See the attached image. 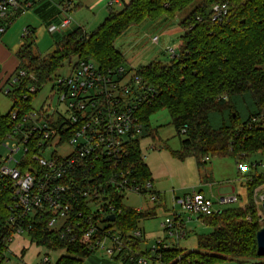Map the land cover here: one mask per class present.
<instances>
[{
	"label": "trees",
	"instance_id": "16d2710c",
	"mask_svg": "<svg viewBox=\"0 0 264 264\" xmlns=\"http://www.w3.org/2000/svg\"><path fill=\"white\" fill-rule=\"evenodd\" d=\"M196 2L195 8L179 23L182 30L179 57L153 61L136 70L143 84L155 90L154 97L136 111L141 125L140 138L154 140L148 118L164 109L180 142V152L173 153L175 159L193 157L200 167L210 158L230 157L236 164L243 162L251 166L256 155H264L261 124L264 119V0H131L118 11L109 10L90 34L81 29L68 33L46 56L32 53L34 38L26 28L27 35L22 37L16 53L18 66L4 84L11 106L6 114L0 113V140L11 128V113L23 117L33 111L32 99L51 83L63 64L69 65L74 59L93 61L102 69L116 70L123 60L114 43L130 27L161 18L174 20L178 13ZM216 4H226L227 13L212 20L211 9ZM19 72L24 76L20 77ZM30 87L35 88L33 94L28 92ZM246 100L250 103L246 105L247 119L243 122L235 101L245 103ZM213 115L222 118L217 128L210 122ZM252 119L259 122L253 123ZM126 148L127 165L135 180L142 187L146 183L152 185L139 142H129ZM245 179L247 203L243 207L199 216L211 233L197 237L196 250L185 252L176 246L163 248L160 244L151 259L161 264H264V256L257 254L256 234L262 226L254 203V190L264 185V174L251 169ZM10 193V188L0 183V264L5 262L8 246L5 240L13 235L8 225ZM146 193L141 191V197ZM114 204L120 213L108 228L122 235L139 230V222L154 217L156 208L165 210L158 193L156 206L141 212L121 204L120 196H114ZM45 217L31 219L27 236L36 246L64 250L65 255L56 264H80L92 253L84 241L74 245L59 241L57 234L48 230V217ZM127 239H131L130 252L149 257L147 249L141 251V240L125 236L126 244ZM121 260L129 264L127 257Z\"/></svg>",
	"mask_w": 264,
	"mask_h": 264
},
{
	"label": "built area",
	"instance_id": "2783aa9c",
	"mask_svg": "<svg viewBox=\"0 0 264 264\" xmlns=\"http://www.w3.org/2000/svg\"><path fill=\"white\" fill-rule=\"evenodd\" d=\"M30 7L28 0H0V35L11 26L16 15ZM66 11L67 8L60 29L71 24ZM211 11L212 20H217L226 15L227 6L216 4ZM26 35L25 29L23 36ZM157 41V37L150 39L152 44ZM166 54L169 59L179 57V52L172 48ZM19 76L24 73L19 72ZM51 83L54 84L50 99L55 98L60 109H53L49 103L23 117L11 113V128L0 140V149L7 151L0 156V183L11 191L8 225L13 229L12 236L27 235L32 218L47 216L48 230L55 232L64 244L84 241L90 252L100 250L110 257H127L129 263L147 264L158 246L166 245L161 241L152 244L147 249L150 258L132 253L131 239L126 244L125 236L142 241L141 230L122 235L108 228L114 221L106 218H115L120 213L114 196H120L124 205L126 194L139 198L141 191H147L143 198L152 204L157 202L153 185L146 183L142 187L133 177L127 165L126 148V144L136 140L140 146L141 125L136 111L154 97L155 90L145 86L136 71L124 70L122 66L105 70L93 61L84 60H75L66 77L55 76ZM28 92L33 94L35 88L30 87ZM17 154L21 158L14 161ZM236 166L238 171H250L259 164L249 166L239 162ZM258 191L254 192V203L260 205L264 197H258ZM237 200L236 195L212 201L201 193H191L174 198L173 208L178 207L186 215L209 216L220 213L218 207ZM180 218L173 211L161 224L166 236L175 242L186 235ZM12 236L5 240L7 244ZM43 263H48L47 257Z\"/></svg>",
	"mask_w": 264,
	"mask_h": 264
},
{
	"label": "rangeland",
	"instance_id": "374dc122",
	"mask_svg": "<svg viewBox=\"0 0 264 264\" xmlns=\"http://www.w3.org/2000/svg\"><path fill=\"white\" fill-rule=\"evenodd\" d=\"M197 3L198 2L190 5L189 7L178 13L173 23L179 24L189 15V13L195 8ZM17 20L13 25H11L9 30L13 29V26L17 23ZM154 24L157 25V22H154ZM32 27L37 28L36 25H33ZM140 28L138 27L137 30L139 31V33L136 36V41L137 43H139L138 46L130 47L128 43L132 40L133 37L130 36L131 39L128 42L127 39L124 38L127 34H124L123 37L118 38L114 43V48L118 51L121 50V56L123 60L122 67L124 68V70L136 71L137 69L144 67L155 60L152 58L156 54L157 45H152L149 42L151 39L150 35L152 33L149 32L147 35V32H145L147 29L141 31L142 28ZM43 31L44 28H41V30H39L38 33L35 34V45L34 47H32L31 51L36 56H46L54 50L52 40L49 38L47 33L46 36H44V34L42 35ZM131 34L132 33L128 35ZM128 35L126 37H128ZM22 36L23 29H21L19 40H21ZM169 38L165 42L166 44H164V47H171L178 50L179 37H171V41H169ZM164 58L162 57L161 60L167 61L169 59L167 54ZM74 62L75 60H72L70 65L63 64V67L58 71L56 76L66 77L70 72L71 66L74 64ZM3 71L4 69L0 67V76L3 74ZM53 84L54 83H49L44 86V88L32 99L31 106L34 110L40 109L44 104L49 105V103L51 104L53 109L55 107H58L60 109V107L56 105V99H50V89ZM2 85L0 86V113L6 114L10 109L11 101L5 94L7 87H5V85ZM2 87L4 88L2 89ZM249 103L250 102L248 100H246L245 103L235 101V108L238 112V116L243 122L247 119L246 105L248 106ZM224 117L226 118V115H224ZM210 122L214 128H217L220 126L222 118L220 116L213 115L210 117ZM148 128L152 130L154 134V140L150 137L140 140V149L142 150V154L144 157L143 162L147 167L149 173L151 174L152 172L155 188L159 192L165 194L166 208L168 209V212L163 208H158V210L156 208L154 217L141 220L139 222V228L144 232L141 244V249L143 251L149 249L151 245L156 241H161L160 238H164V231L161 228V224L166 217H169L173 213L172 206L174 199L172 200L171 197L181 196L184 193L191 191L192 187H198L200 183L202 184V179L205 176H207L209 178L208 181L211 182L212 190H210L209 187H206L205 190L209 194L212 201H216V198L220 197H227L232 195L238 196V200L236 203L222 205L218 207L219 209L239 208L243 207L247 203V189L245 187V183L244 181L237 180V177L240 176V178L244 179L249 175L250 171H238L235 161L230 157L211 158L209 162H206L205 165H202L200 167H197L196 161L193 157H187L183 160L175 159L173 157V153L180 152V142L178 137L176 136V132L173 126L171 125L169 115L164 109L155 111L149 116ZM164 145L166 146V148H162V146ZM159 146L161 149L157 151ZM6 153V150L0 149L1 157L5 156ZM61 153H64V151H61ZM20 158L21 154H17L16 156H14V161H19ZM254 159V161L259 164V166H257L256 168V171H258L259 174H264V155L258 154L254 157ZM232 189H234V192H232ZM258 189L259 191L257 193V196L264 197V185L255 189L254 192H256ZM124 199V205L133 209L141 207L144 211L147 209H152L156 206V204L150 203L148 198H138L135 195L129 193L124 196ZM256 208L258 210L259 216L261 217L260 225L263 227L264 214L262 212L261 204L259 205L257 203ZM174 212L183 218H181V221L185 227L186 236L179 240V247L181 249L187 250V252L190 250H196L197 237L201 235H208L209 233H211V229L203 222H198L197 220H186L188 218L187 216L189 215L182 214L178 207L174 208ZM184 215L186 216L185 218ZM22 252H24V257L22 258L23 264H56L58 258L65 255L64 250H57L56 252H52L47 251L43 248L36 247L34 244L30 243V240L26 235H14L12 236L11 241L8 243L6 254H4V264H20L18 258L22 256ZM102 252L103 251L98 252L97 255H100L99 253L102 254ZM45 257L48 258V263H43V259ZM85 262H87L86 259L83 260V263ZM148 263H151V261H149ZM218 264L237 263L223 262Z\"/></svg>",
	"mask_w": 264,
	"mask_h": 264
},
{
	"label": "crops",
	"instance_id": "0c3cea01",
	"mask_svg": "<svg viewBox=\"0 0 264 264\" xmlns=\"http://www.w3.org/2000/svg\"><path fill=\"white\" fill-rule=\"evenodd\" d=\"M129 1L131 0H28L31 6L29 10H26L16 15L11 25H13L14 22L18 18L19 19L17 20V23L13 26V29L9 30V28L11 27L10 26L3 34L0 35V67L4 69L3 74L0 76V86L2 84L3 85L5 84V82L9 79V77L13 74V72L16 70L18 66V60L16 58V53L19 50L20 46L22 45V41H21L22 37H21V40H19L21 29H23L24 31L26 28H28L30 32L32 33L34 41H35V34L38 33V31L41 30V28H44L42 35L44 34V36H46V33H47L49 38L52 40L53 46H54L55 43L59 42L68 33L74 31L75 29H81L86 34H90L103 22L109 10L118 11L122 8V6L125 3H128ZM65 8L68 9V11L66 12L69 14L71 18V24L66 29H60L59 25L65 13ZM174 20H167L165 18H161L155 21L157 22V25H155L154 22H148V23L144 22L142 24L132 26L124 33L127 35L130 33L132 34L128 35V37H126L127 36L126 35L124 38H126L127 41L129 42L131 39L130 36H132L133 38L128 44L130 45V47L138 46L139 43H137L136 41L137 40L136 36L139 33V31L137 30L138 27L142 28L141 31H144L147 29L145 31L147 32V35L149 32H151L152 33L150 35L151 38L153 37L158 38L157 44H152L149 41L152 45H157L156 54L155 56H153L152 59H155L154 61H164V60H161L162 57L164 58L166 56V51L168 50V48L169 49L171 48V47L165 48L164 47V44H166L165 42L167 41L169 37H170L169 41H171V37L178 36L180 38L181 32H182L181 28H179L180 26L178 27L179 24L173 23ZM33 25H36L37 28L32 27ZM124 34L121 37H123ZM34 45H35V42H34ZM178 48H179V43H178ZM118 52L121 54V50H119ZM3 88L4 87H2V89ZM162 148H166V146L164 145L162 146ZM159 149H161L160 146L158 147L157 151H159ZM141 155H142V158L144 159L142 150H141ZM210 159H208L206 162H209ZM150 175H151L153 190L156 193H158L160 197H163L165 211L168 212V209L166 208L165 194L162 192H159L155 188V183H154L152 172ZM208 179L209 178L205 176L202 179V184L200 183L198 187H192L191 191L184 193L181 196H172L171 197L172 200L174 198L182 197L184 195L191 194V193H201L206 198L211 199L209 194L205 190L206 187H209V189L212 190L211 182L208 181ZM237 180L243 181L242 178H240V176L237 177ZM232 192H234V189H232ZM137 208H141V207H137ZM172 210L174 211L173 206H172ZM218 210L221 211L222 209L218 208ZM185 217L186 216L184 215V218ZM187 217L188 218L186 220L188 221L197 220L198 222H202L197 216L194 217V216L189 215ZM141 232L143 234L142 236H144V232L142 230ZM15 236H20V235H15ZM163 236L164 238H160V239L166 246L170 248L175 247V246L180 248L179 241L178 242L173 241L172 239L168 238L164 232H163ZM30 243L34 244L31 241ZM36 247L43 248V249H46L47 251H52V252L57 251V250H49L41 246H36ZM59 250H62V249H59ZM98 252H101V251L92 252L87 257L83 258V260L86 259L87 262L83 263V260H82L80 264H125L123 263V260L116 258V257H110L104 252H102V254L99 253L100 255H97ZM185 252H187V250H185ZM23 257H24V252H22V256L18 258V261L20 262V264H23V260H22ZM149 261H151V263H148ZM149 261L147 262V264H161L152 259H150ZM129 264H134V263H129Z\"/></svg>",
	"mask_w": 264,
	"mask_h": 264
},
{
	"label": "water",
	"instance_id": "95a60500",
	"mask_svg": "<svg viewBox=\"0 0 264 264\" xmlns=\"http://www.w3.org/2000/svg\"><path fill=\"white\" fill-rule=\"evenodd\" d=\"M262 212L264 214V202L261 204ZM113 216L106 218L107 221L113 222ZM256 245H257V254L258 256H264V226L256 234Z\"/></svg>",
	"mask_w": 264,
	"mask_h": 264
}]
</instances>
